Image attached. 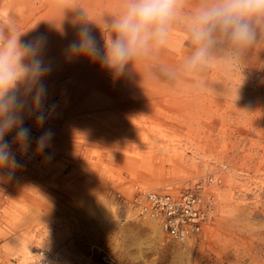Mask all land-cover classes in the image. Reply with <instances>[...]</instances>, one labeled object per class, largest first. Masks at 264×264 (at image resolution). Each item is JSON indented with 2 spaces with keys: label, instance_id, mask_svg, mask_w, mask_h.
Segmentation results:
<instances>
[{
  "label": "rangeland",
  "instance_id": "rangeland-1",
  "mask_svg": "<svg viewBox=\"0 0 264 264\" xmlns=\"http://www.w3.org/2000/svg\"><path fill=\"white\" fill-rule=\"evenodd\" d=\"M216 2L181 0L163 45L110 70L67 49L85 24L101 47L114 39L129 0H0V44L46 40L43 128L33 126L38 84L17 88L32 148L52 133L42 154H17L11 179L0 172V264H30L40 248L60 264H107L102 251L112 264H264V15L248 18L254 38L243 46L218 27L192 68L190 26ZM210 176L220 179L207 189L215 217L187 242L131 217L117 197L133 184L176 193Z\"/></svg>",
  "mask_w": 264,
  "mask_h": 264
},
{
  "label": "clouds",
  "instance_id": "clouds-1",
  "mask_svg": "<svg viewBox=\"0 0 264 264\" xmlns=\"http://www.w3.org/2000/svg\"><path fill=\"white\" fill-rule=\"evenodd\" d=\"M180 3L181 0H129L126 12L111 25L116 33L114 39L105 41L101 47L85 24L67 51L101 67L122 70L134 55L166 42ZM258 15H264V0H217L212 6L199 9L190 26L193 42L198 47L189 66L194 68L205 60L218 27L238 45L251 43L254 33L248 18ZM45 44L42 36L23 43L12 37L0 44V172L7 171L8 179L23 167L17 154L26 156L30 150L33 154H42L52 138L50 130L44 131L35 138V148H32V129L25 126V103L19 98L17 88L21 80L31 79L38 84L32 95L33 104L38 108L33 126L37 130L43 128L47 118L42 110L46 89L40 82L50 70L40 57ZM13 132L9 143L5 137Z\"/></svg>",
  "mask_w": 264,
  "mask_h": 264
},
{
  "label": "built area",
  "instance_id": "built-area-1",
  "mask_svg": "<svg viewBox=\"0 0 264 264\" xmlns=\"http://www.w3.org/2000/svg\"><path fill=\"white\" fill-rule=\"evenodd\" d=\"M260 64L263 68L264 60ZM219 182V178L210 176L176 193L133 184L128 195L119 193L117 197L131 217L154 218L168 237L178 242H187L196 238L215 217L213 196L207 189ZM100 256L104 263H113L106 252L102 251ZM60 263V255L49 248L35 250L30 260V264Z\"/></svg>",
  "mask_w": 264,
  "mask_h": 264
}]
</instances>
